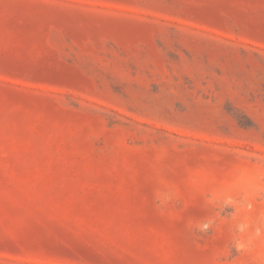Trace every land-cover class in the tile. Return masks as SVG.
Masks as SVG:
<instances>
[{"label": "rangeland", "instance_id": "obj_1", "mask_svg": "<svg viewBox=\"0 0 264 264\" xmlns=\"http://www.w3.org/2000/svg\"><path fill=\"white\" fill-rule=\"evenodd\" d=\"M0 264H264V0H0Z\"/></svg>", "mask_w": 264, "mask_h": 264}]
</instances>
